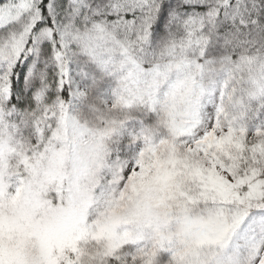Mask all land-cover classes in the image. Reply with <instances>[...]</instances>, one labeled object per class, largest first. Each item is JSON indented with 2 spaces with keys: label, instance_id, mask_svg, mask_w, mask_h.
I'll list each match as a JSON object with an SVG mask.
<instances>
[{
  "label": "snow or ice",
  "instance_id": "1",
  "mask_svg": "<svg viewBox=\"0 0 264 264\" xmlns=\"http://www.w3.org/2000/svg\"><path fill=\"white\" fill-rule=\"evenodd\" d=\"M0 264H264V0H0Z\"/></svg>",
  "mask_w": 264,
  "mask_h": 264
}]
</instances>
